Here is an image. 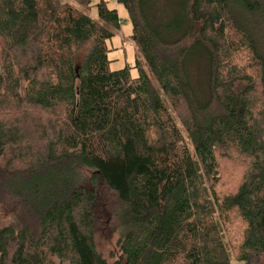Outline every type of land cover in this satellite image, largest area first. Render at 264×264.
<instances>
[{
  "label": "trees",
  "instance_id": "trees-1",
  "mask_svg": "<svg viewBox=\"0 0 264 264\" xmlns=\"http://www.w3.org/2000/svg\"><path fill=\"white\" fill-rule=\"evenodd\" d=\"M72 1L90 10L94 0ZM116 1L149 72L138 59L136 79L110 68L120 18L104 0L101 22L61 0H0V164L11 153L28 162L5 175L0 165V194L15 203L0 217V264L264 258V0ZM228 152L249 171L220 195ZM84 171L117 200L112 262L96 247L97 195Z\"/></svg>",
  "mask_w": 264,
  "mask_h": 264
},
{
  "label": "rangeland",
  "instance_id": "rangeland-1",
  "mask_svg": "<svg viewBox=\"0 0 264 264\" xmlns=\"http://www.w3.org/2000/svg\"><path fill=\"white\" fill-rule=\"evenodd\" d=\"M63 3H69L72 6L76 7L80 11L88 14L93 20L101 22L98 19L97 10L95 5L99 2V0L93 1V7L90 10H86L80 7L77 3L72 0H61ZM107 2L108 7L111 9L118 10L119 18H120V29L113 30L115 33L114 38L108 43L110 48L109 59L112 61L110 64L111 70H121L124 68H130L131 77L136 79L139 76V70L137 68V60L140 61V66L148 72L146 64L143 58L139 55L138 48L136 44L133 42L131 36L133 34V25L131 18L125 9V7L121 4H118L116 0H104ZM104 25V24H103ZM91 49V45H86L82 47V49L78 52L76 61L77 64L81 67L84 63L86 56L88 55ZM149 73V72H148ZM154 86L157 88L155 81L153 80ZM205 83L198 80L196 81V86L201 87L204 86ZM246 88L245 85L239 86V90H243ZM162 95V94H161ZM165 103L168 105V108L171 110L170 104L162 96ZM172 112V110H171ZM173 113V112H172ZM178 124L180 125L179 121ZM181 128V125H180ZM30 154L36 156V153H40L41 145H30ZM219 158V174H220V183L217 187V192L220 195H226L233 193L240 186L246 173L249 171V161L238 157L236 154L231 152L230 155ZM228 155V156H227ZM22 156L14 157V154H7L5 158L1 162L2 174L5 175L10 168H15L20 171L23 169L25 165H28V162L21 161ZM6 171V172H5ZM22 172V171H21ZM9 175V173H7ZM93 171H84L82 175V182L87 187V189L94 194L97 195V216L99 218V222L97 223L98 232L95 238L97 250L109 260V262L113 261L114 257L118 256V248H117V235L114 233L113 227V218H112V209L116 206L117 200L115 196L105 187L103 183H99L100 181H96L93 178ZM7 175V176H8ZM5 179V177H4ZM0 217L1 223L7 221L10 218L4 215V212L7 213H15V203L9 197V195H5L3 193L0 194ZM236 225L238 230H230V228L226 229L227 236L225 239V243L227 244V249L231 252V250L236 251L234 247H236L240 243V229L241 224L236 219ZM250 264H264V258L260 257L257 260H252Z\"/></svg>",
  "mask_w": 264,
  "mask_h": 264
}]
</instances>
